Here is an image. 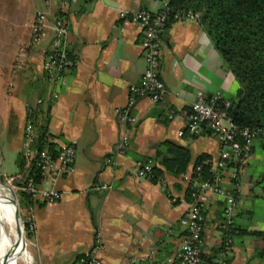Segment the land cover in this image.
Wrapping results in <instances>:
<instances>
[{"label": "crops", "instance_id": "obj_1", "mask_svg": "<svg viewBox=\"0 0 264 264\" xmlns=\"http://www.w3.org/2000/svg\"><path fill=\"white\" fill-rule=\"evenodd\" d=\"M15 1L17 8L9 7L2 19L6 31L0 57L16 58L26 72L37 77L32 83L25 74L26 79L19 77L21 81L15 86L19 94L26 95V102H32L34 94L43 100L35 115L37 138L41 135L51 148L68 144L75 150L72 169L47 184L60 194L59 200L50 204L31 201L28 205L31 230L27 242L32 264H74L80 255L92 250L96 232L103 242V249L94 254L97 264H130L132 260L158 264L175 257L184 236L179 220L189 201L183 176L191 174L199 157L219 158L215 139L186 132L180 136L178 132L185 130L197 93L224 99L236 94L233 75L222 65L198 20L170 19L160 56L166 95L159 104L139 98L129 105L128 88L139 84L144 70L141 31L137 25L123 24L119 13L141 9L160 12L168 0H74L63 12L58 2ZM27 3L38 4L37 11L49 14L46 37L38 45L25 30L32 24L34 11L20 19ZM60 17L66 22L63 49L75 65L64 74L65 86L51 87L40 74L44 55L51 47L54 19ZM27 90L31 92L28 96ZM53 93L58 96L53 97ZM126 107L134 119L130 126L121 125L115 114ZM18 113L22 123L24 105ZM123 136L128 145L119 154L117 147ZM164 142L190 154L184 174H163L165 188L135 175L138 161L151 159L161 168L156 155ZM236 193L238 210L231 251L225 255L220 252L225 217L222 202L213 197L204 213L200 264H264L263 142L254 143ZM168 194L177 202L172 203Z\"/></svg>", "mask_w": 264, "mask_h": 264}, {"label": "built area", "instance_id": "obj_2", "mask_svg": "<svg viewBox=\"0 0 264 264\" xmlns=\"http://www.w3.org/2000/svg\"><path fill=\"white\" fill-rule=\"evenodd\" d=\"M46 4L59 3V11L69 10L74 0H43ZM119 18L123 24H134L140 27L144 70L139 84H132L128 88L129 105L136 99L147 98L153 104H159L166 95V85L160 75V56L163 42L164 30L170 19L197 21L198 14L190 11H178L171 13L168 5L160 12L139 10L136 12H120ZM49 21V14L37 11L32 21V43L38 45L46 37L45 24ZM54 33L51 47L44 55L42 71L46 83L51 87L65 86V72L75 65L70 60L63 46L66 39V22L63 18H55L53 22ZM53 93V97H57ZM43 100L37 99L36 105H42ZM222 104L226 109L230 102L220 95L206 97L201 92L197 93L191 105V113L187 118L184 131H179L182 136L185 132L190 136L208 135L218 142L219 158L213 160L206 157L200 164L195 165L190 175L183 176L188 195V208L185 215L179 220V225L184 230V236L175 257L167 258L158 264H200L201 246L204 233V213L211 198L215 197L222 202L225 217L226 233L221 243L222 253L228 254L232 249L234 229L233 219L238 210L237 186L240 176L248 167L252 148L255 142L264 143V129H239L226 117L224 110L219 109ZM129 107V106H128ZM128 107L115 111L118 122L124 126H130L134 119L129 114ZM27 119L24 128V171L8 178L13 189L21 191L30 197L32 201L53 203L60 198V194L52 189L46 188L47 184H53L55 180L67 174L75 159V150L71 145L58 144L56 148L46 146L38 150V138L35 133L34 119L36 108L29 105L24 108ZM172 119V115L168 117ZM128 145V138L123 136L117 147L121 154ZM135 175L138 179L150 180L153 161L147 159L136 162ZM39 173L38 184L28 179L27 175L32 169ZM157 184L166 187L164 176H160ZM233 188H226V185ZM172 203L177 199L170 194L167 195ZM31 230V226H29ZM103 249L102 236L96 232L93 239V247L90 252L80 255L74 264H97L94 254ZM151 250L150 254L154 255ZM130 264H137L136 260ZM224 264V263H219Z\"/></svg>", "mask_w": 264, "mask_h": 264}, {"label": "trees", "instance_id": "obj_3", "mask_svg": "<svg viewBox=\"0 0 264 264\" xmlns=\"http://www.w3.org/2000/svg\"><path fill=\"white\" fill-rule=\"evenodd\" d=\"M167 5L171 13L190 11L198 14L202 30L224 68L234 77L238 89L233 97L226 99L230 107L225 110L219 104V109L224 110L226 117L239 129H264V0H168ZM37 143L38 150L49 145L41 135ZM156 158L160 160L161 168H152L150 181L153 183H157L164 173L184 174L190 162L188 150L170 142L160 145ZM205 158L199 157L194 166ZM17 165L19 174H23V156L17 158ZM27 178L38 184L39 173L33 168ZM19 192V215L24 230L28 231V205L32 200ZM224 230L226 232L225 225Z\"/></svg>", "mask_w": 264, "mask_h": 264}, {"label": "rangeland", "instance_id": "obj_4", "mask_svg": "<svg viewBox=\"0 0 264 264\" xmlns=\"http://www.w3.org/2000/svg\"><path fill=\"white\" fill-rule=\"evenodd\" d=\"M40 3L42 4V0H40ZM17 5L18 4L15 0H0V46L3 38L5 37V31H6L5 27L2 24V19L5 17L6 12L9 11L8 9L9 7L13 10L17 8ZM36 9H39L38 4L27 3V5L23 7V10L21 9L20 19L27 16V14L30 13V10L31 11L33 10L34 11L32 16V21H33L35 14L37 13ZM25 30L29 31L30 39H32L31 24L29 25V29L25 28ZM1 53L2 52H0V54ZM1 57H3V55ZM1 57H0V190L2 194L10 198V202H8L5 198H4V202L9 212V216H10V211L14 213V225H15V229L18 232V227L15 219V208L14 205L12 204L11 199H16L17 203L20 202V196H19L20 192L16 189H13L10 183L8 182V178L19 174L20 169L18 168L17 165V158L19 156H23L25 150L23 135H24V128L27 119L24 115L23 122L21 123L18 112H19V107L20 106L23 107V105L24 108L31 105L35 107L37 110L41 107V105H36V100H37L36 94H34L32 102L30 101L26 102L27 101L26 95L24 97L23 93L19 94L17 92V89L15 88V86L18 85L19 82L21 81V78L19 77L24 76V78L26 79L25 74L26 76L29 74L30 77L28 75L27 79L29 82L32 83L36 82L37 77H35L33 74L31 75L30 73L26 72L23 66H21L20 64L21 62H19V60H17L16 58L9 59L7 57L4 58ZM40 75L41 78L43 79V82L46 83L45 76L43 75V71L42 74ZM33 77L35 78V80ZM9 85H11V87ZM28 93H31L30 90H27V96L29 95ZM34 127L36 131L35 119H34ZM46 188H49L48 185H46ZM27 232L28 231H25L23 227L22 237L25 244V250L27 254L30 255L28 251ZM4 259L6 261V252L1 244V239H0V264H5ZM18 264H25L22 258L20 259ZM30 264H32V260Z\"/></svg>", "mask_w": 264, "mask_h": 264}, {"label": "bare ground", "instance_id": "obj_5", "mask_svg": "<svg viewBox=\"0 0 264 264\" xmlns=\"http://www.w3.org/2000/svg\"><path fill=\"white\" fill-rule=\"evenodd\" d=\"M4 198L8 202H10V198L2 194L0 190V239L1 244L6 252V261L4 259V262L5 264H18L20 259L22 258L25 264H30L31 257L27 254L25 250V244L22 238L21 230H19V227L18 232L15 229L14 213L10 211L9 216V212L6 208Z\"/></svg>", "mask_w": 264, "mask_h": 264}, {"label": "water", "instance_id": "obj_6", "mask_svg": "<svg viewBox=\"0 0 264 264\" xmlns=\"http://www.w3.org/2000/svg\"><path fill=\"white\" fill-rule=\"evenodd\" d=\"M11 200L15 206V215H16V219H17V226L19 227V230H21V233L23 235V227H22V223H21V219H20V215H19L18 203H17L16 199H11Z\"/></svg>", "mask_w": 264, "mask_h": 264}]
</instances>
